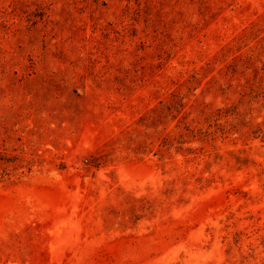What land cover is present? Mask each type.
<instances>
[{
  "label": "rangeland",
  "instance_id": "374dc122",
  "mask_svg": "<svg viewBox=\"0 0 264 264\" xmlns=\"http://www.w3.org/2000/svg\"><path fill=\"white\" fill-rule=\"evenodd\" d=\"M0 264H264V0H0Z\"/></svg>",
  "mask_w": 264,
  "mask_h": 264
}]
</instances>
